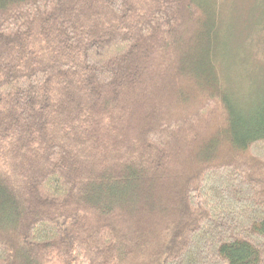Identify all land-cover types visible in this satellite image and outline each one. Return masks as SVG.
Wrapping results in <instances>:
<instances>
[{
    "label": "trees",
    "instance_id": "trees-1",
    "mask_svg": "<svg viewBox=\"0 0 264 264\" xmlns=\"http://www.w3.org/2000/svg\"><path fill=\"white\" fill-rule=\"evenodd\" d=\"M223 17L0 0V264H264V95Z\"/></svg>",
    "mask_w": 264,
    "mask_h": 264
},
{
    "label": "rangeland",
    "instance_id": "rangeland-1",
    "mask_svg": "<svg viewBox=\"0 0 264 264\" xmlns=\"http://www.w3.org/2000/svg\"><path fill=\"white\" fill-rule=\"evenodd\" d=\"M217 1L232 35L224 57L226 78L240 100L259 99L264 95V0Z\"/></svg>",
    "mask_w": 264,
    "mask_h": 264
}]
</instances>
